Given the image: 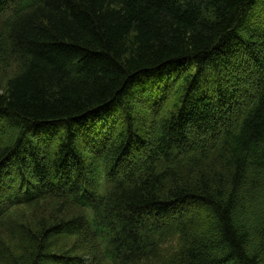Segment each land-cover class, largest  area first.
I'll return each instance as SVG.
<instances>
[{"label":"trees","instance_id":"obj_1","mask_svg":"<svg viewBox=\"0 0 264 264\" xmlns=\"http://www.w3.org/2000/svg\"><path fill=\"white\" fill-rule=\"evenodd\" d=\"M0 264H264V0H0Z\"/></svg>","mask_w":264,"mask_h":264},{"label":"rangeland","instance_id":"obj_2","mask_svg":"<svg viewBox=\"0 0 264 264\" xmlns=\"http://www.w3.org/2000/svg\"><path fill=\"white\" fill-rule=\"evenodd\" d=\"M3 82L4 81H6V79H7V76H6V74L5 75H3V76H1V78H0Z\"/></svg>","mask_w":264,"mask_h":264}]
</instances>
